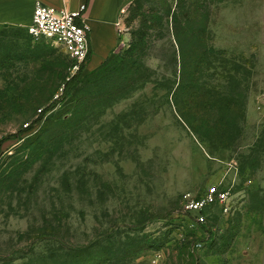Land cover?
<instances>
[{
    "label": "rangeland",
    "instance_id": "1",
    "mask_svg": "<svg viewBox=\"0 0 264 264\" xmlns=\"http://www.w3.org/2000/svg\"><path fill=\"white\" fill-rule=\"evenodd\" d=\"M70 65L0 29V264H264V0H126L112 58L10 139ZM216 183L233 212L196 224Z\"/></svg>",
    "mask_w": 264,
    "mask_h": 264
},
{
    "label": "built area",
    "instance_id": "2",
    "mask_svg": "<svg viewBox=\"0 0 264 264\" xmlns=\"http://www.w3.org/2000/svg\"><path fill=\"white\" fill-rule=\"evenodd\" d=\"M85 9L86 5H82L80 10L70 11L66 7L57 8L38 2L33 22L27 27L33 39L61 48L68 54L71 59L68 80L87 71L92 52L88 36L90 28L83 15ZM232 195L230 188L216 183L208 186L201 197L193 198L186 194L185 212L190 220L200 225L206 222V211L213 206H220L223 214L230 215L234 208Z\"/></svg>",
    "mask_w": 264,
    "mask_h": 264
},
{
    "label": "crops",
    "instance_id": "3",
    "mask_svg": "<svg viewBox=\"0 0 264 264\" xmlns=\"http://www.w3.org/2000/svg\"><path fill=\"white\" fill-rule=\"evenodd\" d=\"M43 2L57 8L83 12L89 26L91 56L88 71H97L115 54L120 44V15L126 0H0V29L27 31L32 24L35 8Z\"/></svg>",
    "mask_w": 264,
    "mask_h": 264
},
{
    "label": "trees",
    "instance_id": "4",
    "mask_svg": "<svg viewBox=\"0 0 264 264\" xmlns=\"http://www.w3.org/2000/svg\"><path fill=\"white\" fill-rule=\"evenodd\" d=\"M176 39H177L178 45L180 46V52H181V58H182V65H181L182 66V76H181V78L183 79V77L185 75L184 72H186L185 69L187 68L185 46L182 44L179 37L178 38L176 37ZM200 45L203 47H207L206 45H202V44H200ZM200 58H201V56L198 59H200ZM205 58H206V56L203 55L200 60L205 61ZM198 66H199V63H198ZM100 69H98V70H100ZM81 75L82 74L80 73V74H77L74 77L70 78L69 80L67 79L66 82L64 83L62 94L57 99H55L48 107L41 110L40 117L36 121H34L32 124H30L29 126L24 128L23 130L19 131L17 134L13 135L10 139H20L21 140L27 132H30L35 128V125H37L38 123L43 121L45 113H47L48 111L55 108L62 101L65 102L70 97V95L74 92L75 88L79 85Z\"/></svg>",
    "mask_w": 264,
    "mask_h": 264
}]
</instances>
